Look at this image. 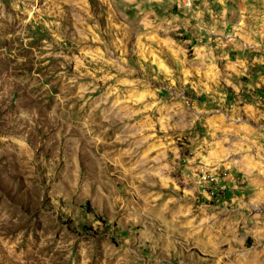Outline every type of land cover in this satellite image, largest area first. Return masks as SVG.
<instances>
[{
  "label": "rangeland",
  "instance_id": "obj_1",
  "mask_svg": "<svg viewBox=\"0 0 264 264\" xmlns=\"http://www.w3.org/2000/svg\"><path fill=\"white\" fill-rule=\"evenodd\" d=\"M0 264H264V0H0Z\"/></svg>",
  "mask_w": 264,
  "mask_h": 264
}]
</instances>
